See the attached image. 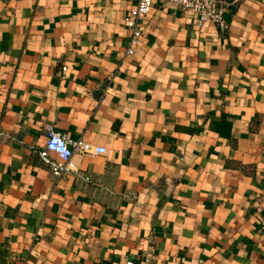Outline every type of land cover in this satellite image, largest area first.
<instances>
[{
    "label": "crops",
    "instance_id": "obj_1",
    "mask_svg": "<svg viewBox=\"0 0 264 264\" xmlns=\"http://www.w3.org/2000/svg\"><path fill=\"white\" fill-rule=\"evenodd\" d=\"M229 1L153 0L127 53L134 0H0V264H264V0ZM46 124L96 153L55 176Z\"/></svg>",
    "mask_w": 264,
    "mask_h": 264
},
{
    "label": "built area",
    "instance_id": "obj_2",
    "mask_svg": "<svg viewBox=\"0 0 264 264\" xmlns=\"http://www.w3.org/2000/svg\"><path fill=\"white\" fill-rule=\"evenodd\" d=\"M181 7L190 9L195 16V23L200 26L206 21L214 22L221 31L228 27L225 17L231 1L229 0H171ZM153 0H134V5L128 10L125 17V24L129 29V39L126 47L127 53L134 52L139 44L144 29L142 26L144 16L149 12ZM65 69V66H62ZM46 140L38 150V155L55 176H60L68 170L74 169L73 155L95 154V146L83 137L71 138L66 133L56 129L52 124H46ZM80 176L89 180L87 174ZM123 264H150V258L143 261H136L125 257Z\"/></svg>",
    "mask_w": 264,
    "mask_h": 264
}]
</instances>
